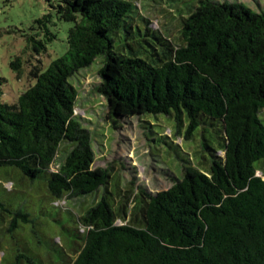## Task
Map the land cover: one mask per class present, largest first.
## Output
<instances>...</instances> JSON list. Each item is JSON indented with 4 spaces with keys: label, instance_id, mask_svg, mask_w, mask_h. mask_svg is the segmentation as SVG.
<instances>
[{
    "label": "trees",
    "instance_id": "obj_1",
    "mask_svg": "<svg viewBox=\"0 0 264 264\" xmlns=\"http://www.w3.org/2000/svg\"><path fill=\"white\" fill-rule=\"evenodd\" d=\"M47 1L72 23L66 50L44 69L32 66L34 83L14 103L3 102L0 89V167L41 178L56 199L103 187L77 217L81 243L68 264H264V179L256 175H264V4L253 10L238 0H171L175 41L150 28L135 0ZM46 19H36L26 36L36 54L55 37ZM97 56L94 90L114 128L123 117L162 113L183 139L214 133L215 145L204 144L211 158L183 166L166 189L128 187L114 205L111 174L93 166L91 135L74 114L78 92L69 81ZM22 62L20 55L10 61L18 77ZM1 211L11 214L8 231L30 221L2 201Z\"/></svg>",
    "mask_w": 264,
    "mask_h": 264
},
{
    "label": "rangeland",
    "instance_id": "obj_2",
    "mask_svg": "<svg viewBox=\"0 0 264 264\" xmlns=\"http://www.w3.org/2000/svg\"><path fill=\"white\" fill-rule=\"evenodd\" d=\"M135 1L149 17L150 28L178 41L177 9L169 7L171 0H159L158 3L156 0ZM238 1L253 10H258V4H264V0ZM43 15L47 18L46 26L55 37L47 43L45 51L36 54L27 48L26 36L33 33L37 27L36 19ZM71 24L58 18L47 0H0V89L3 102L14 103L18 95L34 83L30 75L32 66L44 69L51 60L65 52L67 30ZM17 55L23 61L19 77L10 67V61ZM101 65L102 57L97 56L69 81L78 92L74 114L83 117L80 120L91 135L95 154L93 166L108 168L111 174L106 188L115 198L114 205L128 187L143 186L151 192L166 189L171 184V177L181 178L183 166L199 165L211 158L204 144L215 145L214 133L207 132L203 137L201 130H197L190 139H183L176 135L172 117L162 113L123 117L114 128L106 120L105 98L94 90ZM261 114L264 116V111ZM216 154L222 156L223 152L218 150ZM54 169L55 163L50 167V170ZM256 175L264 179L261 170H257ZM102 193L103 187H100L96 193L79 199H56L48 193L41 178L22 179L18 168L1 166L0 201L9 210L28 213L30 221H19L16 229L8 231L11 214L1 211L0 264L71 262L81 243L79 233L83 231L77 217ZM115 223L121 224L122 221L117 219Z\"/></svg>",
    "mask_w": 264,
    "mask_h": 264
}]
</instances>
